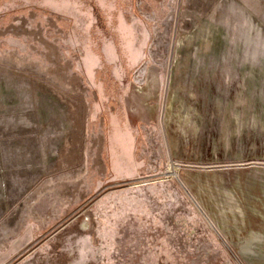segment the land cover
Returning a JSON list of instances; mask_svg holds the SVG:
<instances>
[{"label":"rangeland","instance_id":"374dc122","mask_svg":"<svg viewBox=\"0 0 264 264\" xmlns=\"http://www.w3.org/2000/svg\"><path fill=\"white\" fill-rule=\"evenodd\" d=\"M0 264H264V0H0Z\"/></svg>","mask_w":264,"mask_h":264}]
</instances>
